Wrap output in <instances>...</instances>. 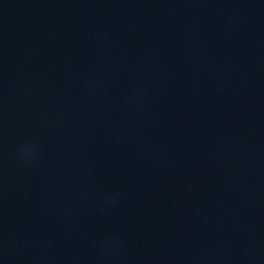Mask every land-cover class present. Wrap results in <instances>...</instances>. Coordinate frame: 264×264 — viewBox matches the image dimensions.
<instances>
[{
    "label": "water",
    "instance_id": "1",
    "mask_svg": "<svg viewBox=\"0 0 264 264\" xmlns=\"http://www.w3.org/2000/svg\"><path fill=\"white\" fill-rule=\"evenodd\" d=\"M0 264H264V0H0Z\"/></svg>",
    "mask_w": 264,
    "mask_h": 264
}]
</instances>
